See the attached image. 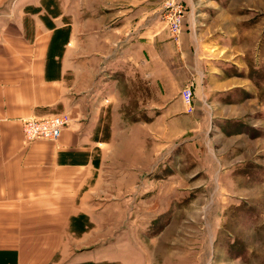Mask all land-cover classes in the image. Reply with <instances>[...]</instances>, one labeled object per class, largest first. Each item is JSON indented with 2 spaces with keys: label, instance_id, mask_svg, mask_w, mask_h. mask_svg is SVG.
Returning <instances> with one entry per match:
<instances>
[{
  "label": "crops",
  "instance_id": "crops-1",
  "mask_svg": "<svg viewBox=\"0 0 264 264\" xmlns=\"http://www.w3.org/2000/svg\"><path fill=\"white\" fill-rule=\"evenodd\" d=\"M160 2L0 0V264L103 261L102 249L84 247L103 240L98 225L117 224L130 204L121 199L119 182L106 177L117 172L111 176L119 180L125 172L112 148L105 149L118 137L96 139L93 130L109 109L112 130L125 128L119 116L123 79L127 112L142 113L138 121L128 117V144L151 143L153 107L163 114L161 128L170 120L175 133L185 129L181 92L168 94L172 47L179 65L185 48L198 52L186 78L194 85L196 111L205 97L227 95L212 90L209 75L201 80L207 53L205 38L193 34L196 24L175 46L161 22ZM63 112L72 120L57 140L26 139L25 120ZM105 192L111 195L106 206Z\"/></svg>",
  "mask_w": 264,
  "mask_h": 264
},
{
  "label": "rangeland",
  "instance_id": "rangeland-1",
  "mask_svg": "<svg viewBox=\"0 0 264 264\" xmlns=\"http://www.w3.org/2000/svg\"><path fill=\"white\" fill-rule=\"evenodd\" d=\"M173 1L185 10L179 36L165 15ZM159 12L177 47L196 24L193 34L205 38L207 53L201 80L209 75L212 90L227 95L205 97L198 111L186 108L180 117L185 129L178 133L170 120L161 128L163 114L153 107L151 143L128 144V117L138 121L142 113L127 112L123 79L119 116L125 128L112 130L109 109L93 137H118L105 149L112 148L125 172L119 180L112 177L117 172L106 177L109 184L119 182L130 206L117 224L108 219L98 225L103 240L84 248L104 251L98 264H264V0H161ZM190 48L184 65L175 47L168 50L169 96L194 86L186 78L198 52ZM110 196L105 192V206Z\"/></svg>",
  "mask_w": 264,
  "mask_h": 264
},
{
  "label": "built area",
  "instance_id": "built-area-1",
  "mask_svg": "<svg viewBox=\"0 0 264 264\" xmlns=\"http://www.w3.org/2000/svg\"><path fill=\"white\" fill-rule=\"evenodd\" d=\"M165 13L170 32L179 36L185 20V10L181 3L170 2ZM181 97L188 112L194 111V87L187 85L181 92ZM71 115L68 112L54 114L42 118H30L24 121L23 131L27 140L49 139L57 140L64 128L69 126Z\"/></svg>",
  "mask_w": 264,
  "mask_h": 264
}]
</instances>
